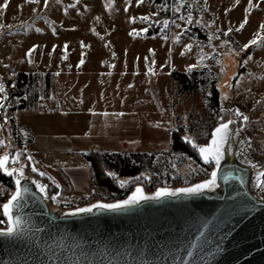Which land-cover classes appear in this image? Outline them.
Returning <instances> with one entry per match:
<instances>
[{
  "label": "rangeland",
  "instance_id": "1",
  "mask_svg": "<svg viewBox=\"0 0 264 264\" xmlns=\"http://www.w3.org/2000/svg\"><path fill=\"white\" fill-rule=\"evenodd\" d=\"M5 2L8 3L7 9H3ZM257 3L258 0H252L253 7L249 8V0H239V3L237 0H207V3L205 0H187L177 12L174 0H144L143 4L138 0H80L79 4L76 0H48L47 8H44V0L39 4L25 3V0H0V11L3 12L0 24L5 25L0 29V75L4 70L17 67L15 62L20 63L19 59L24 57L29 64H32V59L39 58L45 67H50L52 64L48 62L55 55L66 59L68 49L65 50V45L71 46L69 52L75 61L77 50L83 51V61L87 59L84 65L97 66V58L100 57L105 80L99 85L103 90L99 92L100 107L92 106L90 117L105 113L110 114L114 121L121 119L123 138L114 153L156 155L157 165L162 167L159 173L139 176L143 179L128 183L125 190L131 195L136 187H141L147 194H156L161 188L174 191L194 186L210 179L214 165L205 164L195 149L207 168L183 157L174 159L172 164H165L166 156L172 153V134L183 131L185 142V138H190L198 145H207L221 117L236 119L231 117L235 110L249 117L247 124L237 120L252 151L264 161V47L250 45L253 39L258 38L264 44V30H260L264 24V0H259L258 7ZM19 5H23L22 10ZM189 14L192 24L180 19ZM141 17L149 19L143 21ZM245 19L247 23L237 31ZM164 21L169 22L168 29L162 26ZM172 21L180 27L177 28ZM185 29L187 31L181 35ZM149 33L153 36L149 37ZM256 33L259 37L254 35ZM177 36H180L179 43ZM186 45L192 46L191 51ZM229 45L239 55L230 51ZM245 46L248 47L245 49ZM33 49L29 58L27 53ZM202 55L203 61L200 59ZM176 72L188 75L199 72L202 74L199 79H206L209 85L216 82L220 92V114L212 111L202 89L194 93L182 92L172 78ZM234 76L239 79H234ZM75 88L77 92L92 95V84L86 87L75 81ZM82 96L87 99L89 95ZM131 116L136 119V139L125 138L126 133H134V126H126ZM80 131L74 129L73 135L81 136ZM1 132L0 141L6 146L0 148V158L20 152L23 154L21 162L31 164L26 159L28 155L33 157L28 151L30 139L25 136L20 139L11 124L2 126ZM42 134L52 136L51 133H41L37 138ZM37 140L46 144L45 139ZM60 140L64 141L67 154L43 156L48 166H83L82 153H112H103L102 148H93V145L76 139ZM8 167L18 168L19 165L9 163ZM36 167L45 172L37 162ZM25 170L48 186L49 203L54 208L71 211L97 202L116 203L102 198L93 199L91 188L87 193H76L70 180L62 173L45 172L46 176L41 177L30 167ZM47 177H52L60 187L57 188ZM150 186L154 187L153 191L149 190ZM14 191L0 184L1 197L6 193L11 196ZM53 196L57 200L51 199ZM6 229L7 223H3L0 230Z\"/></svg>",
  "mask_w": 264,
  "mask_h": 264
},
{
  "label": "water",
  "instance_id": "2",
  "mask_svg": "<svg viewBox=\"0 0 264 264\" xmlns=\"http://www.w3.org/2000/svg\"><path fill=\"white\" fill-rule=\"evenodd\" d=\"M233 120L218 186L200 195L70 216L74 210L54 208L31 181L44 183L24 169V226L0 236V264H264V161Z\"/></svg>",
  "mask_w": 264,
  "mask_h": 264
},
{
  "label": "crops",
  "instance_id": "3",
  "mask_svg": "<svg viewBox=\"0 0 264 264\" xmlns=\"http://www.w3.org/2000/svg\"><path fill=\"white\" fill-rule=\"evenodd\" d=\"M72 44V41L71 43ZM31 47V46H30ZM32 48V47H31ZM66 59L55 55L50 67H45L44 62L39 58L31 60L32 64L27 63L24 58L15 62L13 69L20 75L36 76V82L31 84V80H23L21 82L22 100L18 111L13 117L12 128L15 130L20 139L22 136L29 140L28 151L31 152L36 160L39 168L47 173H62L70 180L73 189L76 193H87L91 188V172L88 163L82 153L80 156L85 161L83 166L77 167H56L48 166L42 159L43 156L50 153H58L61 155L67 154L64 149V141L60 139H76L80 143L93 145V148L100 147L103 153H114L120 147L119 140L123 138V123L121 119L114 121L109 114H93L92 106L99 104V92H103L100 88V83L104 82L105 72L104 67L100 66L103 59L97 58L98 65H84L83 51L78 49L77 61L72 57L71 46L67 47ZM76 59V58H75ZM40 65V66H39ZM1 78V75H0ZM75 81H80L83 86L88 87L93 85L92 95L85 92H77ZM0 83L2 80L0 79ZM104 84V83H103ZM82 95H89L85 99ZM4 94H0V99H3ZM43 97V99H41ZM135 117H129V123L126 125L129 128L134 126V133H126L125 138L136 139V130L134 121ZM1 126V124H0ZM109 130H105V129ZM74 129H81V136H74ZM112 130V131H110ZM41 133L40 138L37 136ZM3 134L0 127V137ZM37 139H45V143L40 144ZM59 139V140H56ZM105 148H108L105 150ZM21 150V149H20ZM98 153V152H89ZM88 153V154H89Z\"/></svg>",
  "mask_w": 264,
  "mask_h": 264
},
{
  "label": "snow or ice",
  "instance_id": "4",
  "mask_svg": "<svg viewBox=\"0 0 264 264\" xmlns=\"http://www.w3.org/2000/svg\"><path fill=\"white\" fill-rule=\"evenodd\" d=\"M59 2V0H58ZM187 0H174V3L176 4V11L178 12L182 7H184L185 3ZM25 3H33V4H39L40 0H25ZM76 3L79 4L80 0H76ZM138 3L143 4L144 0H138ZM205 3H207V0H205ZM237 3H239V0H237ZM74 6V5H73ZM256 6H259V0ZM48 7V0H44V8ZM253 7L252 0H249V8ZM8 8V3L5 2L3 4V9ZM18 8L22 10L23 5H19ZM161 10H163V6H161ZM158 14V13H157ZM3 15V12L0 11V16ZM99 19V18H97ZM143 21H148L149 17H141L140 18ZM180 19L184 20L187 24H192V17L191 14H189L187 17H180ZM172 24H175L177 28L180 27L179 24H176L175 21L171 22ZM247 23V19L240 25V27L237 29L239 31L244 27V24ZM165 29L169 28V22L164 21L162 25ZM5 28V25L0 24V29ZM260 30H264V24L260 26ZM146 31V30H145ZM187 29L183 30L181 32V35L186 32ZM257 37H259V33L254 34ZM177 43L180 42V36L176 37ZM250 45L252 46H257V47H264V44H261L260 39H253L250 42ZM209 47H212L211 44L208 45ZM189 51H191V45H186ZM248 46H245V49ZM230 51H234L236 55H239L238 51H235L231 49L229 45ZM67 49V45H65V50ZM245 49H240V51H243ZM32 51L30 50L27 53V56L30 58L32 55ZM201 61H203L204 56L202 55L200 57ZM81 64L83 63V60L80 62ZM194 67V66H190ZM151 71V69H149ZM234 79L238 80V76H234ZM230 87H232L230 85ZM238 87V84L235 86ZM0 94H4L3 99H0V109H3L5 107L4 100L7 99V94L5 87L3 83H0ZM43 99V97H41ZM225 100H227V97H224ZM228 113H225V116H227ZM231 117H235L238 120H242L245 124H247L249 117L245 115L243 112L239 110H235L234 112L231 113ZM234 123V120L232 118H228L225 120L224 117H221V122L219 123V126L215 128V131L211 134V140L210 143L207 145H198L194 143L190 138H185L186 143H189V145L194 148L198 155L202 158L203 162L205 164H213L215 169L214 171L211 172L210 174V179L206 180L203 183L196 184L194 186L190 187H184L180 188L179 190L175 191H170L167 188H161L159 191L156 192L154 196H148L144 194V190L141 187H136L135 191L131 195V197L128 200H125L123 202H117V203H103V202H97L96 204H92L91 206L88 207H83V208H77L74 211H71L67 213L66 215L70 216H76V215H81V214H94L96 211H108V212H120L122 210L128 209L135 207L139 205L141 202H146V201H159L167 197H177V196H195V195H200L203 193L206 189H211L213 187L218 186L217 185V178H218V173L221 170V163L222 160L225 157L227 147L229 145V140L230 137L233 135V129L231 125ZM2 127V126H0ZM239 130H237L238 133ZM3 141H0V148L5 147ZM23 154L20 152H16L14 156H10L9 154H5L2 158H0V170L5 172L8 176H13L15 174V191L11 193V196L9 200L0 205V214H2L4 217H6V221H0V223H7V229L5 231H0V236H8V237H13L17 236L21 233L23 226H24V220L23 217L19 214L20 210L23 207L22 201L25 200V197L30 194V189L27 187L23 186V181L27 179L25 176L24 169L26 167H30V170L34 173H38L39 176L45 177L46 173L39 171L38 168L36 167V162H34V158L31 155H28L26 157L27 161L31 162V164H26L21 162V156ZM9 163L12 165H19L18 168H12L9 170ZM253 168L256 167L255 164L252 165ZM191 167V165H189ZM113 180H118L117 176L115 173H107ZM264 177V171L259 172V177ZM57 188L60 187L59 184L55 182V180L52 177H47ZM143 179V177H135L133 181H125V180H119V186L120 187H125L128 183H133L137 182ZM32 184H35L37 189L40 191L41 194L44 195L45 199L48 198L47 196V191H48V186L45 184H40L37 181L33 180L31 181ZM258 187L264 189V181H262L260 184H258ZM54 201L57 200L56 196L51 197Z\"/></svg>",
  "mask_w": 264,
  "mask_h": 264
},
{
  "label": "trees",
  "instance_id": "5",
  "mask_svg": "<svg viewBox=\"0 0 264 264\" xmlns=\"http://www.w3.org/2000/svg\"><path fill=\"white\" fill-rule=\"evenodd\" d=\"M153 35L149 33V37ZM203 38L206 37L204 36ZM201 73L194 72L191 75L176 72L172 78L174 82L181 88L182 92L194 93L199 89L205 92L206 100L209 102L212 111L220 114V92L217 88L216 82L211 85L207 83L206 79H199ZM31 80V84L36 82V76L33 75H20V86L23 80ZM215 127L213 128V130ZM212 130V131H213ZM183 131H177L172 134V153L167 155L165 164H172L173 160L178 157L191 159L199 166L207 168L196 154L194 148L183 140ZM156 155L146 153H90L84 156L85 161L88 163L91 172V192L93 199H104L107 202H117L126 200L130 192L120 187L117 180H113L107 173H115L117 178L121 179H134L143 174H156L162 170V167L157 165ZM204 178V177H203ZM202 178V180H203ZM0 184L6 186L8 189L15 190L14 181L12 178L4 176L0 170ZM150 191L154 190L153 186L149 187ZM10 198L9 193L0 196V205L6 203ZM68 207L67 209H71ZM0 221H6L2 214H0ZM3 223H0L2 228Z\"/></svg>",
  "mask_w": 264,
  "mask_h": 264
},
{
  "label": "built area",
  "instance_id": "6",
  "mask_svg": "<svg viewBox=\"0 0 264 264\" xmlns=\"http://www.w3.org/2000/svg\"><path fill=\"white\" fill-rule=\"evenodd\" d=\"M2 83L5 87L7 99L4 100L5 107L0 109V124L3 127L9 126L14 115L18 111L22 100V91L19 81V73L14 70L2 72Z\"/></svg>",
  "mask_w": 264,
  "mask_h": 264
}]
</instances>
